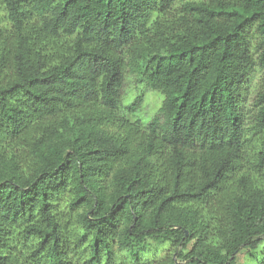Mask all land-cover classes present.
<instances>
[{
  "label": "trees",
  "instance_id": "1",
  "mask_svg": "<svg viewBox=\"0 0 264 264\" xmlns=\"http://www.w3.org/2000/svg\"><path fill=\"white\" fill-rule=\"evenodd\" d=\"M2 2L0 264H264V0Z\"/></svg>",
  "mask_w": 264,
  "mask_h": 264
},
{
  "label": "rangeland",
  "instance_id": "2",
  "mask_svg": "<svg viewBox=\"0 0 264 264\" xmlns=\"http://www.w3.org/2000/svg\"><path fill=\"white\" fill-rule=\"evenodd\" d=\"M198 1V0H193ZM179 3H176L172 9L166 14H160L158 12L154 13L151 24L158 21L160 24H165L167 22L174 21L178 18L180 9ZM6 17L5 6L0 0V18L4 19ZM258 37L255 36L251 40V51L253 53L255 66L250 71L249 75L243 80L241 85V97L242 105L247 116V120L250 121L254 114V98L256 94L260 91L263 78H264V64H259V50H258ZM124 61V84L121 90V99L123 104L130 102L135 95L140 92L144 94V101L138 113L134 114L131 119H140L143 123H146L149 118L157 111L160 107L163 96L158 91H153L147 88L144 83L140 81V75L136 70L130 69L127 65V55L123 53L122 55Z\"/></svg>",
  "mask_w": 264,
  "mask_h": 264
}]
</instances>
